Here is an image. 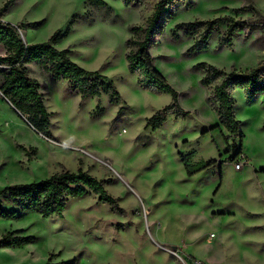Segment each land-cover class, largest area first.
I'll return each instance as SVG.
<instances>
[{"label": "rangeland", "instance_id": "374dc122", "mask_svg": "<svg viewBox=\"0 0 264 264\" xmlns=\"http://www.w3.org/2000/svg\"><path fill=\"white\" fill-rule=\"evenodd\" d=\"M6 1L0 0V9ZM103 1L110 11L89 0H13L0 10L13 25L38 22L17 27L25 43L44 42L69 27L57 48L106 76L120 96L117 103L106 93L82 98L67 80L30 64L27 74L39 83L50 112L51 139L35 132L0 94V189L82 169L104 181L119 207L90 193L70 199L61 216L0 218V237L8 231L34 237L19 247H0V264H185L162 246L178 250L185 262L199 259L196 254L212 262L264 264V93L248 100L242 88H232L243 139L242 148L236 138L235 152L227 153V131L212 128L219 124L207 101L212 87L200 83L203 72L195 67L206 62L230 72L259 66L264 75V25L237 32L231 48L218 44L225 29L220 26L206 51L187 54L193 38L175 24L257 17L241 10L245 0H171L173 17L154 33L148 51L189 113L170 111L153 129L147 120L171 96L143 88L128 70L126 54L134 49L127 40L139 38L130 27L146 24L155 0L138 6ZM251 1L264 17V0ZM237 153L245 160L240 171L234 168ZM201 161L214 163L188 176L184 163Z\"/></svg>", "mask_w": 264, "mask_h": 264}, {"label": "trees", "instance_id": "16d2710c", "mask_svg": "<svg viewBox=\"0 0 264 264\" xmlns=\"http://www.w3.org/2000/svg\"><path fill=\"white\" fill-rule=\"evenodd\" d=\"M125 4L140 5L145 0H122ZM13 0H7L4 9ZM95 7L110 8L103 0H89ZM171 0H155L153 12L146 24L130 27V32L139 36L138 39H128L129 47L134 46L126 54L127 67L132 73L138 74V83L145 89L155 93H167L171 102L157 110L148 120L147 125L153 129L162 125L165 116L174 111L176 116H186L189 112L183 110L178 102V92L170 85L164 75L153 65V57L148 51L151 38L156 31L162 30L165 22L173 17L170 8ZM242 11L252 12L257 17L254 20L234 19L231 15H220L212 19H195L189 22L175 24V30L190 38L192 44L187 48V54L203 52L208 49L209 40L224 26V32L218 37V44L227 48L233 46V37L237 32L255 24L264 25V17L252 5L251 0H245ZM38 22L21 23L13 25L3 21L0 16V94L19 114L21 118L38 134L46 138H54L50 129V112L47 110L44 97L39 91V83L28 76V64L35 63L44 71L50 73L54 80L65 79L81 97L99 96L106 93L109 101H120L118 91L106 76L90 71L71 60L69 49H58L54 45L69 34L70 28L55 31L48 40L37 43H25L20 37L17 27L35 26ZM173 30L172 36L179 38ZM195 67L201 69L203 76L200 83L212 87L207 101L216 112L219 124L212 128L222 126L227 133L223 135L227 146V153L235 152L236 138H239L242 148L243 134L240 131V121L234 115L235 101L231 94L234 87L243 89L245 97L250 100L257 94L264 93V75L260 67L240 71L232 69L225 72L214 65L199 62ZM264 128V122L262 124ZM233 158L234 161L242 158L240 153ZM183 161V160H182ZM214 161H201L196 164L184 163L188 176L205 170ZM103 180L97 179L87 171L62 170L45 179L27 183L8 184L0 189V218L19 219L24 212H35L42 217L61 216L70 199L82 197L93 193L98 200L107 203L113 209H119L117 200L105 189ZM9 204V207H6ZM33 236L20 235L18 231H8L0 237V247H19L31 242Z\"/></svg>", "mask_w": 264, "mask_h": 264}, {"label": "built area", "instance_id": "2783aa9c", "mask_svg": "<svg viewBox=\"0 0 264 264\" xmlns=\"http://www.w3.org/2000/svg\"><path fill=\"white\" fill-rule=\"evenodd\" d=\"M244 163H245V160L244 158H240L238 160L235 161V164H234V168L238 171L242 170L243 167H244ZM165 250H167L168 252L172 253L173 255L181 258L182 261H184L185 264H208V263H205L203 262L202 260H199V259H192L191 261H187L185 262V260L182 258V256L179 254L178 250L176 249H170V248H167V247H163Z\"/></svg>", "mask_w": 264, "mask_h": 264}, {"label": "crops", "instance_id": "0c3cea01", "mask_svg": "<svg viewBox=\"0 0 264 264\" xmlns=\"http://www.w3.org/2000/svg\"><path fill=\"white\" fill-rule=\"evenodd\" d=\"M1 19L3 20V21H6L5 19H4V17H1ZM7 22V21H6ZM14 24V23H13ZM29 43H33V40H30V41H28ZM56 48L58 47L56 44L54 45ZM30 64H35V63H29L28 64V66L30 65ZM184 250L187 252V253H189L190 255H194L195 253L194 252H192V251H190V248L188 247V244H184ZM195 256H197V258H199V259H201V260H203L205 263H208V264H226V263H224V262H212V261H207L206 259H204V258H202V257H200V256H198V255H196L195 254ZM227 264H256V263H252V262H230V263H227Z\"/></svg>", "mask_w": 264, "mask_h": 264}, {"label": "water", "instance_id": "95a60500", "mask_svg": "<svg viewBox=\"0 0 264 264\" xmlns=\"http://www.w3.org/2000/svg\"><path fill=\"white\" fill-rule=\"evenodd\" d=\"M23 40V39H22ZM24 41V40H23Z\"/></svg>", "mask_w": 264, "mask_h": 264}]
</instances>
